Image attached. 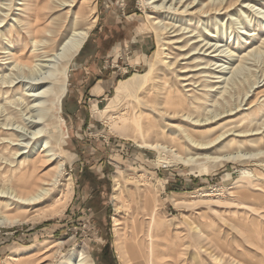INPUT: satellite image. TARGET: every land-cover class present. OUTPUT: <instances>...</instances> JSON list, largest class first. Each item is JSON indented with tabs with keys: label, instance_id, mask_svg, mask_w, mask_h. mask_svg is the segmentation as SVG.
<instances>
[{
	"label": "rangeland",
	"instance_id": "374dc122",
	"mask_svg": "<svg viewBox=\"0 0 264 264\" xmlns=\"http://www.w3.org/2000/svg\"><path fill=\"white\" fill-rule=\"evenodd\" d=\"M75 1L61 14L74 20L84 5V10L93 9L97 17L95 28L69 65L68 92L61 108L52 104L53 96L39 100L49 110L40 128L45 127L49 133L52 127L60 126L57 133L62 136V144L57 154L62 153L60 157L66 162L60 182L55 188L48 187L51 192L41 210L65 200L69 205L51 219L35 218L28 212L27 220L33 217L29 222L0 227V264L14 250L29 251L37 245L42 249L33 264H61L66 253L83 248L93 264H136L131 247L136 241L135 226L143 230L140 239L144 247L157 243L166 248L174 242L180 253V244H196L200 236L206 247L213 246L207 239L212 235L230 249L234 246L245 252L250 248L259 255L257 260H264V0H161L146 9L140 0ZM163 1V8L155 9ZM47 3L43 0L37 7L35 0H0V192L11 186L8 171L21 161L31 164L32 171L35 166L34 179L41 185L50 182L48 173H55L58 164L38 162L36 147L29 139L34 131L30 127L39 122L40 114L35 108L39 102L33 82L48 73V69L39 73L38 66L48 64L33 56L34 52L44 55L41 41L47 40V31L56 26L52 27L51 19L41 20L42 35L35 40L31 31L35 11ZM220 3L224 10L203 13L207 6ZM54 16L61 20L59 13ZM152 17L168 27L164 32L168 57L154 68L150 60L158 42ZM144 42V63L129 70L125 63H130ZM61 47L58 44V51L52 53L61 54ZM118 49L124 59L123 64L115 66L110 57ZM111 68L119 71L118 77L98 106L89 101L90 89L97 78H113L105 72ZM149 70L148 78L128 86L121 108L96 113V108L105 110L121 81ZM168 91L178 97L197 95L198 107L192 108L191 118L205 125L197 132L204 134L197 139L206 143L223 136L214 148L195 152L220 160L186 164L168 153L163 156L167 164L159 165L157 151L138 146V140L155 144H166V140L151 137L145 128L144 133L135 131L124 122V115L136 117L140 108L161 103ZM170 123L166 122L173 127L180 124ZM160 126L159 121L155 129L160 131ZM189 153L185 150L179 155L194 156ZM117 187L119 192L115 191ZM116 193L121 195L120 201L114 200ZM148 201L150 209L146 208ZM117 204L122 206L121 213L116 211ZM115 218L121 223V251ZM150 224H154L152 238L148 237ZM248 233L254 237L253 242ZM58 241L64 244L50 249ZM102 253H106V260Z\"/></svg>",
	"mask_w": 264,
	"mask_h": 264
},
{
	"label": "bare ground",
	"instance_id": "6f19581e",
	"mask_svg": "<svg viewBox=\"0 0 264 264\" xmlns=\"http://www.w3.org/2000/svg\"><path fill=\"white\" fill-rule=\"evenodd\" d=\"M48 1V3L45 5V7L37 9L35 11V18L36 22L33 26V30L31 31L34 40L39 39V37L42 35V32L40 31V21L41 20H52L54 23L55 29H51V31H47L50 33L47 40H42V47L45 50L42 56L37 55V53L34 52L35 58L40 57L43 58L40 60L42 63H46L48 65H39V73L43 72V70L48 69V73H42L41 75L37 76V78L34 80L33 88L35 89V99L37 102H39L37 105H35L40 112L38 115L39 122H35L30 128L34 131L32 132V137H30V142L34 143V149L36 147V154H38V162H44L53 164L54 161H57V167L56 172L51 173L48 175H51L50 182L45 181V183L48 182V184H42L34 179V173L35 166L32 171V165L27 164L26 162L23 163V161L17 163V166H11V176L8 177L9 183H11V186L4 187L2 189L0 199H2L0 202V227H12L15 224H18L19 222L27 223L30 220L33 219V217L28 219V212H33L36 216L35 218L39 219H51L52 217H57L64 211H66L69 203L67 200L64 202H58L59 204L55 205L51 209L48 210H41L42 204L44 200H46V197L50 194L51 189L48 188L49 186H52L55 188L58 182H60V178L63 177L66 167V162L58 155L57 152H61L60 144L61 142V134L60 132L57 133V131L60 128V126H54L52 127L51 131L47 133L44 128H40L42 123L40 121H45L47 119V110H45L47 107L44 105L43 102H40L42 99L47 98L48 96H53V105H57L58 107L62 106V102L64 101L65 96L67 95L68 89V71H69V65L73 62L74 58L78 56V54L83 49L84 45L86 44L87 40L90 37L91 32L95 28V24L97 21V17L93 14V9H90L89 11H86L83 9V6H81L80 11L76 18L74 20L68 19L69 17L62 15L61 10L65 7H72V5L77 2L75 0H44ZM79 1V0H78ZM161 0H140V3L143 8H148L149 5L155 4L156 2H159ZM43 0H35L36 5L42 3ZM165 1L161 3L160 6H156L155 9L163 8ZM70 4V5H69ZM76 4V3H75ZM194 2L192 3V5ZM37 5V7H38ZM88 7V6H87ZM189 8V5L187 6V9ZM68 9V8H67ZM225 7H223V4H214L206 7V11L203 13H214L219 12L221 10H224ZM229 9V8H227ZM59 13L60 15V21L57 20V16L54 15ZM90 13V14H88ZM92 15V17H91ZM31 18V16H30ZM34 18V19H35ZM92 19V21H90ZM153 24L155 25V28L157 29V51L153 58L150 60V67L154 68L155 66H158L165 62V56L167 55V42L164 37V32L167 31V26L163 24L162 21L159 19L152 17ZM57 21V23H55ZM50 29V28H48ZM45 32V31H44ZM167 34V33H166ZM45 35V34H44ZM250 38V37H249ZM262 39V38H261ZM264 42V41H263ZM62 46L60 49L61 54H57V52L54 54L52 52H55V49L57 50V45ZM39 43L37 42L36 48H38ZM206 46V45H205ZM203 49V48H202ZM35 50V48H34ZM58 51V50H57ZM233 53V52H232ZM233 55V54H232ZM168 57V56H166ZM217 57V56H216ZM229 57V56H228ZM233 57H235L233 55ZM232 58V57H231ZM60 62H62V65L60 67ZM213 64V63H212ZM60 67V68H59ZM211 68V67H210ZM151 70L148 72L142 74V75H135L131 77L130 79L126 81H121L116 89V94L113 98L109 100V103H107V106L105 107V110L100 111L96 110V113H108L113 112L112 110H117L121 108L122 102L127 97V90L128 86L132 84L134 81H141V79H146L150 76ZM225 73V72H224ZM49 74V75H48ZM184 80H189L185 79ZM218 84V83H217ZM46 85H52L51 87H45ZM177 87V86H176ZM37 88V89H36ZM183 90V89H182ZM197 94V93H196ZM263 94V93H262ZM160 98V97H159ZM40 100V101H39ZM163 101L158 105L154 107H148V108H140L139 115L134 117H126L124 115L123 120L126 122L129 127L133 128L135 131L143 132L144 128L147 129L145 131L151 132L152 136L154 138H158L159 136H162L166 140V144H160L159 142L155 143H148V142H140L137 141L138 146L142 148H149L151 150L157 151L160 155L158 159L159 165L167 164L165 158L163 157L164 154L167 155L168 153H173V156L178 159L179 161H183L186 164L189 163H196L202 160L207 159H213L214 162L220 160L219 157L215 158H209L210 156L205 155L203 156L199 152H195L197 150L200 151H206L209 149L214 148V144L222 138L217 137L214 141L210 142H202L199 141L197 138L200 137V135L204 134L197 133L199 132L201 126H205L201 124V121L198 119L195 121V119L191 118L193 115L191 114L192 108L198 107V97L197 95L190 96L185 93V96L178 97L175 95L174 92L168 91L166 96L163 97ZM35 101V100H34ZM156 102V101H155ZM259 102V101H258ZM149 103H151L149 101ZM146 106V104H145ZM141 107V106H140ZM137 109V108H136ZM158 112H157V111ZM49 111V110H48ZM137 112H135L136 114ZM55 114V113H54ZM196 116V115H195ZM134 122L132 124L131 120ZM192 119V120H191ZM159 120L162 122L161 130L158 131L155 129V125H157V121ZM180 123L178 126H170L166 124V122H169V124ZM206 122L209 121V119L205 120ZM143 122L147 123V127H144ZM205 122V123H206ZM176 128V130L174 129ZM63 130V129H62ZM151 135V134H150ZM124 138H131L130 135H122ZM133 139H136L135 137ZM137 140V139H136ZM29 142V144H30ZM176 148L175 150H173ZM190 152L189 155H194L192 157H183L179 154H181L183 151ZM194 152V153H193ZM35 153V152H34ZM177 153V154H176ZM16 153V155H18ZM44 154V155H43ZM43 155V157H42ZM24 156V155H22ZM227 156V155H226ZM27 157V156H26ZM24 157V158H26ZM36 157V155H35ZM60 158V161H59ZM174 159V158H173ZM25 160V159H24ZM225 160V159H224ZM169 161V160H168ZM19 172V174H18ZM47 177V176H46ZM43 180V179H42ZM62 181V180H61ZM120 181H117V186H120ZM47 186V187H46ZM12 190V192H11ZM116 192L120 191V187H117L115 189ZM59 192V191H58ZM121 196V195H120ZM119 194H115L114 200L120 201L121 198ZM52 198V197H51ZM48 201H50L48 199ZM60 201V200H59ZM62 201V198H61ZM146 208L150 207L149 201L146 203ZM149 206V207H148ZM150 209V208H149ZM40 210V211H39ZM116 211L118 213L122 212V206L120 204L116 205ZM150 211V210H149ZM13 213H15L13 215ZM34 218V219H35ZM115 228L116 229V237L118 244L123 240V237L120 233L119 229L121 226V223L119 219L115 218ZM155 223V221H154ZM158 223V222H157ZM154 227V224L152 225ZM149 228L148 237L152 238V231ZM134 237H135V244L131 245L134 253V262L136 264H264V260H257L256 257L259 256L256 253L251 251L250 248L247 249L244 244L243 247L246 248V251H240L237 250L234 246L230 249V247H227L225 244H223L220 240L217 238V236H207V239L211 240L213 246L209 245V247H206L207 245L204 243V240L202 241L203 237L200 236L198 240L196 241V244L193 242H186L184 244H180V247L178 250L181 249L180 253L177 252L176 244L173 242L170 245H167L166 248H163L157 244L152 243L148 247H144L143 241L140 239L142 236L143 230L140 229L139 226H135L134 228ZM244 230V229H243ZM248 238L250 241L253 242L254 237L248 233ZM149 239V238H148ZM199 239L202 241H199ZM206 241H209L207 240ZM155 242V241H154ZM211 242L209 241L208 244ZM125 243V242H124ZM204 243V244H203ZM225 243H227L225 241ZM58 245H51L50 249H54L58 247L59 245L62 246L64 242L58 241ZM194 244V246H193ZM229 244V243H228ZM227 244V245H228ZM230 245V244H229ZM124 245H119V251L123 249ZM192 247V249H190ZM241 247V244H240ZM184 250H183V249ZM193 248H196L193 250ZM242 248V247H241ZM42 247L40 245L34 246L29 251H24V249H16L13 251L11 256L7 259V261L4 262V264H33L34 261L38 260L39 254L41 252ZM246 254L249 255V258H247ZM40 258V257H39ZM61 264H93V260L90 257L89 253L87 252L86 248H83L82 250H71L70 252L65 254V257Z\"/></svg>",
	"mask_w": 264,
	"mask_h": 264
},
{
	"label": "crops",
	"instance_id": "0c3cea01",
	"mask_svg": "<svg viewBox=\"0 0 264 264\" xmlns=\"http://www.w3.org/2000/svg\"><path fill=\"white\" fill-rule=\"evenodd\" d=\"M140 40L142 41L143 38H140ZM145 42L143 45L139 46L140 51H137V53H136L138 55V52H140L141 56H139V55L133 56L130 60V63H128V64L125 63V66L130 67L129 70L131 68H133L134 66L140 67L142 65V63H144V59L142 58V56L143 57L145 56V51L147 50V46H146ZM120 50L121 49H118V52L113 54L110 57L111 64H113L115 66H116V64L117 65L123 64L122 63L123 61H121V59H124V58H123L122 54L120 53ZM117 67L119 68V66H117ZM103 69H106V67H104ZM122 70H126V69H122ZM127 70H128V68H127ZM105 72L109 73L113 78L107 79V80L97 78V83L93 87H91V89H90V98L91 99H89V101L96 102L98 106H99V103H102V99L106 96V94H108V92L111 89H113L114 78L116 76L118 77V73H119L118 70H115L113 68L108 69ZM94 107H96V105ZM97 110H99V109H97Z\"/></svg>",
	"mask_w": 264,
	"mask_h": 264
},
{
	"label": "flooded vegetation",
	"instance_id": "af4514ba",
	"mask_svg": "<svg viewBox=\"0 0 264 264\" xmlns=\"http://www.w3.org/2000/svg\"><path fill=\"white\" fill-rule=\"evenodd\" d=\"M106 257H107L106 253H102V258H103L104 260H106ZM107 264H109V263H107Z\"/></svg>",
	"mask_w": 264,
	"mask_h": 264
}]
</instances>
